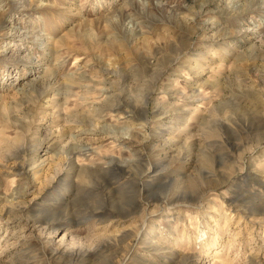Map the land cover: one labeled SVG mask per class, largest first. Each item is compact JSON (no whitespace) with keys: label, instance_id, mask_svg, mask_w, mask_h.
Returning a JSON list of instances; mask_svg holds the SVG:
<instances>
[{"label":"rangeland","instance_id":"374dc122","mask_svg":"<svg viewBox=\"0 0 264 264\" xmlns=\"http://www.w3.org/2000/svg\"><path fill=\"white\" fill-rule=\"evenodd\" d=\"M0 264H264V0H0Z\"/></svg>","mask_w":264,"mask_h":264},{"label":"bare ground","instance_id":"6f19581e","mask_svg":"<svg viewBox=\"0 0 264 264\" xmlns=\"http://www.w3.org/2000/svg\"><path fill=\"white\" fill-rule=\"evenodd\" d=\"M113 160H111V162H112ZM116 161V160H115ZM118 162V161H117ZM122 163V162H121ZM112 164V165H111ZM110 164V166L111 167H109L108 168V172L109 173H111V174H113L114 175V173H117L116 171H118L117 169H120V167H119V163H114L113 164V162Z\"/></svg>","mask_w":264,"mask_h":264}]
</instances>
